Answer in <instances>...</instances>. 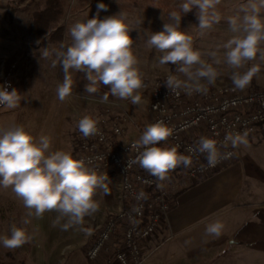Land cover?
I'll return each mask as SVG.
<instances>
[{"label": "rangeland", "instance_id": "374dc122", "mask_svg": "<svg viewBox=\"0 0 264 264\" xmlns=\"http://www.w3.org/2000/svg\"><path fill=\"white\" fill-rule=\"evenodd\" d=\"M38 1L0 0V85L7 87L9 91L15 88L21 94L18 107L9 109L0 106V129L22 125L37 139L48 136L51 140L50 151L64 150L72 153L83 136L78 129V121L82 117L91 116L96 119L108 109L110 117L114 118L122 110H126L132 120L127 127L130 131L133 125L145 124L151 118L147 93L150 83L170 74H175L181 80L186 79L177 72L176 65H161L159 59L162 53L147 45L152 32L161 31L164 23H174L167 11L160 7L164 4L162 0H94L87 2L81 9H74L75 0H63L66 7L57 25H62L64 45L72 43L70 27L78 21L86 22L95 17L99 3L107 5V11L99 12L100 19L118 13L126 15V20L133 29L130 32L132 48L139 61L143 87L138 90L141 102L136 105L130 99L113 96L110 88L104 85H99L98 88H103L105 97H96L85 92L82 83L86 84L87 81L84 74L72 71V95L65 101H60L57 88L63 82V70L59 63L56 67L52 65L57 59L55 51L61 50V44L56 47L48 43L47 34L39 41L31 42L25 34ZM183 2L184 0H173L172 4L180 9ZM247 3L248 0H221L217 6L221 14L220 22L205 30H200L197 26L198 19L181 18L180 30L193 37V47L219 73L214 83L202 80V85H233V69L223 62L215 64L211 53L216 52V58L223 61L222 45L234 35L229 30L228 18L237 13L242 17L240 6ZM10 5L14 7L12 16L9 14ZM196 12L197 9L193 8L188 13L196 15ZM260 14L264 17V8H261ZM46 48L51 53L48 57L42 55ZM254 64L259 65L260 72L254 75L249 86H261L262 83L258 80L264 79V59L259 54L256 60L249 62L240 71H246ZM107 94L109 97H106ZM125 137L128 134L124 132L123 139ZM235 149L236 156L229 164L238 162L242 166L244 181L241 197L226 213L194 223L206 228L209 223L220 221L224 228L218 238L206 235L205 231L201 234L192 232L181 238L198 234L191 264H264V124L247 135V145H240ZM108 176L109 179L105 181L107 192L98 189L94 197L99 203V210L85 217L82 225H75L67 230L62 227L67 218L56 222V211L45 212L42 218L28 216L29 210L16 197L11 187H0V237L10 236L13 225L26 229L31 236L28 243L16 249H7L0 244V264H62L73 250L88 246L97 227L108 216L115 214L120 206L119 180L113 172H109ZM164 181L169 193L173 187L177 186L179 191L192 184L188 181L182 183L183 180L180 181L179 176L173 173L167 175ZM25 219L29 223H23ZM208 238L211 240H206ZM171 240L169 235L162 236L155 242L156 251ZM151 254L152 252L146 255V258L151 257ZM107 262L110 264L109 260Z\"/></svg>", "mask_w": 264, "mask_h": 264}, {"label": "clouds", "instance_id": "9594fccd", "mask_svg": "<svg viewBox=\"0 0 264 264\" xmlns=\"http://www.w3.org/2000/svg\"><path fill=\"white\" fill-rule=\"evenodd\" d=\"M220 3L221 0H184L180 9L187 14L196 8L197 26L205 30L220 22L221 14L217 10ZM261 8H264V0H248L247 4H242L239 12L243 16L237 13L228 18L229 30L234 35L222 45L223 61L216 58V52L211 53L215 64L223 62L233 69L231 80L235 90H245L254 75L260 72L258 64L246 71L240 70L256 60L258 54L264 59V17L260 14ZM101 10L107 11V5L99 3L95 17L74 23L69 29L72 43L66 50H62L64 45L61 44V50L55 51L57 59L52 66L56 67L59 63L63 70V82L57 88L58 99L63 102L72 95L74 80L71 73L75 71L84 74L87 81L85 92L96 93L98 86L104 85L110 88L113 96L130 99L133 105L139 104L141 96L138 90L143 87V81L139 61L132 48L130 32L133 29L125 14L100 19ZM181 17L179 12H171L170 19L174 23H164L161 31L152 32L147 45L162 53L159 59L161 65H176L177 72L186 77L181 80L176 75H168L164 84L170 91L176 95L180 94L179 90L189 95L193 91L206 92L201 81L214 83L219 73L193 47V37L180 30ZM42 55L48 57L51 53L46 48ZM20 101L18 90L13 88L9 91L0 85V106L12 109L18 107ZM78 129L84 137L94 136L99 132L98 121L84 116L78 121ZM172 133L173 129L163 121L147 125L140 138L131 145L138 153L131 162L160 180L178 166L189 167L192 164L191 156L179 152L178 146H158L162 141H167ZM247 135V131L228 132L223 146L227 148L230 144L232 148H237L247 145ZM50 148L48 136L37 139L22 125L0 129V187H11L29 210L28 216L42 218L45 212L56 211V222L67 218L62 225L67 230L82 225L85 217L99 210V203L94 197L98 189L107 192L105 181L109 176L91 170L84 160L74 158L68 151H50ZM194 151L206 154L210 167L232 156L231 152H221L217 141L207 137L200 138ZM23 223L29 221L25 219ZM223 228V223L215 221L206 226L205 234L218 238ZM30 240L26 229L13 225L10 236L0 237V244L7 249H16Z\"/></svg>", "mask_w": 264, "mask_h": 264}, {"label": "built area", "instance_id": "2783aa9c", "mask_svg": "<svg viewBox=\"0 0 264 264\" xmlns=\"http://www.w3.org/2000/svg\"><path fill=\"white\" fill-rule=\"evenodd\" d=\"M167 77L148 85L151 118L147 123L135 124L129 131L127 127L132 120L126 110L113 118L106 109L95 119L98 134L82 136L71 153L99 174L113 172L120 184L117 212L97 227L84 249L85 258L92 264H108L107 260L110 264H146L143 243L160 227L166 226L177 186L169 193L164 179L150 175L131 162L138 154L131 145L147 125L163 121L173 129L168 140L162 141V146H178L179 152L191 156L192 164L178 166L167 175L177 174L182 183H192L232 162L236 149L230 144L227 148L223 146L228 132L247 131L249 135L264 124V85L249 86L243 91L235 90L233 85H204L206 92L193 91L189 95L179 90L180 94L176 95L164 84ZM124 132L128 134L125 139ZM201 137L215 139L220 151L231 152L232 156L210 167L206 154L194 151Z\"/></svg>", "mask_w": 264, "mask_h": 264}, {"label": "crops", "instance_id": "0c3cea01", "mask_svg": "<svg viewBox=\"0 0 264 264\" xmlns=\"http://www.w3.org/2000/svg\"><path fill=\"white\" fill-rule=\"evenodd\" d=\"M258 81L264 84V79ZM243 181L242 166L237 162L228 164L208 177L198 179L190 186L177 191L172 196L166 226L160 227L143 243V253L148 255L152 252L151 257L146 258V264H191L198 234L206 229L194 223L203 218L218 217L233 208L241 197ZM192 232L198 234L181 239ZM165 234L171 236L172 240L156 251L155 242ZM178 238L179 240H175ZM84 249L73 250L62 264H91L84 256Z\"/></svg>", "mask_w": 264, "mask_h": 264}, {"label": "trees", "instance_id": "16d2710c", "mask_svg": "<svg viewBox=\"0 0 264 264\" xmlns=\"http://www.w3.org/2000/svg\"><path fill=\"white\" fill-rule=\"evenodd\" d=\"M76 5L74 9H81L87 2L94 0H75ZM164 4L160 7L167 11V14L170 16V13L173 11L179 12L184 19H197L196 15L191 13L184 14L178 7L172 4L173 0H162ZM117 6L123 7V5L116 4ZM11 6V5H10ZM9 6L10 16L14 13V7ZM36 7L32 12V19L27 27L25 34L29 41L35 42L39 41L42 36L47 34L48 43L54 44V46H59L63 41V28L62 25H57L60 18L63 15V11L66 7V4L63 0H39ZM64 45V44H63ZM69 45V44H68ZM68 45H64L66 50ZM85 85V82L82 83ZM103 88L99 87L96 93H93L96 97H105L102 93ZM107 92V91H106ZM106 97H109L107 94ZM162 142L158 146H162ZM173 198V197H172Z\"/></svg>", "mask_w": 264, "mask_h": 264}]
</instances>
